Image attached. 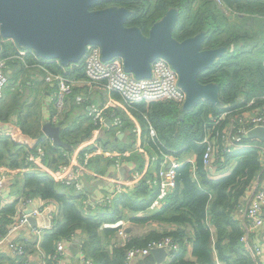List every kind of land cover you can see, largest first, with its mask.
<instances>
[{"label": "trees", "instance_id": "1", "mask_svg": "<svg viewBox=\"0 0 264 264\" xmlns=\"http://www.w3.org/2000/svg\"><path fill=\"white\" fill-rule=\"evenodd\" d=\"M104 2H96L92 8L103 6ZM124 4L133 11L126 24L140 27L145 34H148L153 23L174 7L179 11L174 28L177 39L204 31L205 48H227L209 68L198 74L200 82H213L219 86V104L200 100L188 111H183L182 106L173 100L142 101L129 106L143 128L140 146L151 157L157 155V160H152L155 169L148 175H155L166 155L181 161L175 180L160 200V205L151 208L158 197L159 188L142 181L134 189L119 193L108 208L87 214L81 205L80 194L71 195L49 173L32 168L29 153H36L39 144L46 150V163H65L68 157L63 152H71L75 145L88 139L95 130L92 117L87 112L89 120L86 124L84 121L78 125H61L62 139L72 146L59 147L43 132L42 127L47 120H43L41 103L31 101L29 106L23 105L22 96L27 89L31 93L33 90L39 91L40 81L46 82L45 76L49 73L84 80L83 58L67 65L56 59L35 60L33 57L26 62L15 61L11 64L12 74L22 80L9 78L16 92L11 94L7 84V90L5 88L0 100V120L9 122L12 116L17 118L14 134L0 131V165L30 168L23 174L28 197L51 199L59 204L54 216L55 224L45 233L42 242L49 258L54 255L56 241L60 237L71 239L81 230L86 236L80 250L86 257H91L95 264H124L127 248L145 245L150 239L167 235H172L179 244L174 258L167 264H219L214 258V250L218 260L226 264H254V258L240 240L244 227L234 217L233 211L249 184L264 173L258 147L254 140L244 136L243 142L250 145L226 153L223 160L215 161L213 168L217 169L224 167L231 158H238L228 174L215 177L204 163L207 144L203 140L213 117L225 111L227 116L240 115L252 108L247 106L252 98L260 100V104L264 102V0H222V4L216 0H126ZM222 20L225 22L222 23ZM16 49V43L0 39V56L10 55ZM31 68L41 69L43 77L32 73ZM16 82L19 83L18 87H15ZM46 83L52 91L55 89L53 84ZM72 96L75 101V94ZM116 96L123 100L121 94ZM182 113L183 118L180 116ZM122 117L127 124V118ZM226 121L220 126L222 129ZM114 128L110 127L108 131ZM151 129L155 131L154 135ZM25 140L32 142L27 145L24 144ZM116 140L119 142V137ZM99 141L107 150L125 151L134 144V137H131L128 146H108L111 139L103 141L100 138ZM186 155H194V161L184 159ZM135 167L141 170L143 163L136 159ZM14 209L15 202H11L1 210L0 235H4L11 224L8 215L14 213ZM126 210L131 212L128 217ZM124 218L131 224H148L157 220L176 226L166 232L151 230L142 238L130 235L124 243L118 239L120 226H104L105 223H115ZM185 227L193 229L194 237L190 243ZM188 251L196 260L186 258Z\"/></svg>", "mask_w": 264, "mask_h": 264}, {"label": "built area", "instance_id": "2", "mask_svg": "<svg viewBox=\"0 0 264 264\" xmlns=\"http://www.w3.org/2000/svg\"><path fill=\"white\" fill-rule=\"evenodd\" d=\"M216 1L222 4V0ZM31 55L35 56L37 54L29 48H23L15 51L11 55L0 56V100L4 96L5 88L9 82L11 64L15 61L26 62L31 58L28 56ZM83 63L86 74L84 79L85 83L93 84L103 82L109 90L119 92L127 106L142 101L150 102L156 100H173L182 106L186 99V92L178 83V73L164 57H157L153 60L151 75L144 78H138L134 73L127 71L123 59L120 56H114L104 60L102 58L101 48L96 44L87 45L86 52L83 56ZM45 80L55 87L49 94V104H51L53 109V112L49 111V115L52 119L63 118L65 112L68 110L67 99L75 94L76 104H89L88 115L92 117L95 125V133H99L104 128H107L108 124L106 119L108 117H111L112 125L116 128V136L122 134L127 129L128 126L124 122L123 117L114 110L112 105L106 104L99 107L89 99L88 94L74 93L76 83L79 80L70 78L64 74L54 73L47 74ZM17 84L19 85L18 82ZM247 106L252 108L240 115L234 114L227 116V111H225L213 117L203 140L207 144V149L204 153L206 168H212L215 161L223 160V156L226 153H233L236 150L245 148L247 145L242 143L243 137L251 128L256 126L264 127V102L260 104V100L258 101L257 98H252L248 101ZM226 119L227 121L222 129L220 126ZM235 124L242 125L240 127L241 135L231 138L229 129L230 127H234ZM134 131L140 132V126L136 125ZM151 134H155L153 129H151ZM93 144L95 146L94 152L83 151V149H75L72 153L64 151L63 154L68 157V161L59 163L57 167L47 165L46 150L42 145L37 148L36 153H29V159L33 163H39L41 167L45 168L47 173L53 176L64 187L80 194L81 205L87 214H94L108 208L119 193L134 189L142 181H145L149 186L159 188L158 197L152 204V206H155L167 194L169 186L175 180L176 169L181 164L180 160L166 155L156 170L155 175L149 176L145 171L133 170L128 174L123 173L117 177H108L114 185L102 194L90 192L84 186L83 177L92 173L90 167L92 156L96 153L104 155L112 154L111 151L103 147L98 136L95 137ZM257 147L263 162L264 145H257ZM124 154H129V152L127 151ZM150 160L156 161L157 155L152 156ZM115 163L119 170L124 167L120 158H117ZM209 171L212 172V169ZM4 186L5 179L0 177V191ZM256 186L257 192L254 197L250 198L247 204L239 207V211L243 216V222L245 221L244 232L240 240L254 260L258 247L250 244L249 234L256 229L264 227V178L262 181L257 179ZM27 200L33 201L34 198L28 197ZM44 211H48L47 214L49 217H53L57 213L50 206L27 208L20 214L17 221L7 229L6 233L0 235V244L8 239L12 231L22 224L29 222L28 217L30 214L37 216L44 213ZM125 225L126 222L123 219L115 223L104 224V226L110 227L120 226L118 234L123 236L122 241L124 243L129 240L130 236L127 232L128 230L124 227ZM36 231L40 232L38 229ZM70 241L71 239H67L66 237H60L56 241L54 255L49 258L51 264H60L61 258L66 254V244ZM9 246L15 255L23 252V246L17 242H10ZM155 248L168 249V255L162 262H159V264H167L174 258L176 251L179 249V244L172 235H167L161 238L150 239L145 245H132L126 249L124 264H135L138 259L146 258ZM81 254L85 264H95L91 257H86L83 254V251Z\"/></svg>", "mask_w": 264, "mask_h": 264}, {"label": "water", "instance_id": "3", "mask_svg": "<svg viewBox=\"0 0 264 264\" xmlns=\"http://www.w3.org/2000/svg\"><path fill=\"white\" fill-rule=\"evenodd\" d=\"M98 1L105 0H0V37L13 38L37 55L65 65L80 61L87 45L96 44L104 60L120 56L125 69L138 78L149 77L153 60L164 57L178 73V83L186 92L183 111L191 110L200 100L220 103L219 86L200 82L198 74L209 68L226 46L203 48L204 31L177 39L173 33L177 8H170L145 34L140 27L126 24L132 13L130 8H92ZM180 116L183 118L184 114ZM106 122L110 125V118ZM43 131L57 146H72L62 139L59 125L47 121ZM245 137L264 141V127L251 128ZM28 219L33 225L36 223L34 215ZM152 253L162 262L169 251L155 248Z\"/></svg>", "mask_w": 264, "mask_h": 264}, {"label": "crops", "instance_id": "4", "mask_svg": "<svg viewBox=\"0 0 264 264\" xmlns=\"http://www.w3.org/2000/svg\"><path fill=\"white\" fill-rule=\"evenodd\" d=\"M40 67V66H39ZM32 69V68H31ZM35 69L36 74L40 76V78L43 77V73L41 72V69ZM13 71H10L9 75L10 78L17 77V75L12 74ZM21 78V76H20ZM10 80V79H9ZM41 80V79H40ZM17 84V82H16ZM40 94L38 93V98L42 100L40 110L43 116V120L51 121L52 123L59 125L62 129L64 125L68 124H74L76 125L89 120V116L87 115V112L89 110V104L85 103L83 105H77L73 99V96L69 97L67 99V108L68 110L65 112L63 118H57L52 119L49 115V111L53 112L51 104H49V94L52 92L51 87L43 80L40 81ZM75 93H85L90 95L91 101L98 105L99 107H102L106 104L112 105L114 109H117L119 114L122 116L124 115L125 119L127 118V129L120 135L116 136V139L119 137L120 141H116L115 144H122L127 145L129 140H131V132H134V147L137 146L135 150L136 156H134L133 148L131 150H128L129 154H124L127 152L125 151H119L117 149L109 150L112 152V154L104 155L100 153H96L92 156L90 162H91V170L92 173L87 174L83 177V183L85 188L90 192H95L102 194L105 190L113 187V182L110 181L109 178L117 177L123 173L128 174L130 171L135 167L136 165V159L137 162L140 161L143 163V167L140 171H145L148 175L151 171H153L154 168V162H152L150 154L146 151L145 148L141 147L142 143V132L143 128L142 125L139 123L140 121L138 118L131 112L129 106H127L124 101L121 99V97L116 96L118 93L114 90H109L103 82L98 83H85V81L80 79L75 86ZM37 94V93H36ZM120 96V95H119ZM111 120V117H108ZM126 121V120H125ZM17 118L16 116H12L11 120L9 122H3L0 120V131L7 132L14 134ZM68 123V124H67ZM130 123V124H129ZM108 124V123H107ZM63 125V126H61ZM136 125L140 126V132L134 131V128ZM114 128V125H112V122L110 125H107V128H104L99 133H95L93 131L92 135L82 142L75 145L71 153L75 149H80L83 151H95V146L93 144V141L95 140V137L98 136L100 139L103 137V132L107 131L109 128ZM43 129V127H42ZM115 129V128H114ZM44 132V131H43ZM45 133V132H44ZM46 135V134H45ZM111 136V134H110ZM46 137L52 139L48 135ZM28 139V138H27ZM110 137L107 139L109 140ZM115 139V138H114ZM115 139V140H116ZM252 139V138H250ZM254 140V144L257 145H264V141L260 139H252ZM27 142V143H26ZM31 140H25L24 144H31ZM67 142V141H66ZM69 143V142H68ZM242 143L246 144L247 146L250 145L246 142ZM40 146V144L37 146V148ZM52 158V157H51ZM50 158V159H51ZM120 158L123 162V168L118 169L116 166V159ZM194 155H186L184 159L194 161ZM238 158H231L222 168L213 169L212 175L215 177L222 176L228 174L233 166L235 165ZM102 165L103 170H100L99 168H94L92 165L94 164L97 167H100ZM32 168L38 169V170H44L45 168L41 167L39 163H33ZM50 167H57L58 163H47ZM30 168L27 167H18V168H11L6 165H0V177H3L5 179V186L0 191V216L2 215L1 210L8 204H11V202H15V209L14 213L9 214L8 218L10 219V225L8 228H10L18 219L20 214L24 212L27 208L32 207H45L50 206L52 207L56 212L59 210V204L51 199H40V198H34L33 201H28V195L26 194V188L23 180V174L25 171L29 170ZM137 170V168H136ZM263 170H264V163H263ZM100 171V172H98ZM109 177V178H108ZM264 178V173L260 177H256L249 186L245 189L243 196H241L239 200V204L236 206L235 210L233 211L234 217L240 221L241 225H245V221L243 222V216L239 211V207L242 205L247 204L246 202L250 200V198L253 196L254 191L256 190L257 186V179L261 180ZM67 192L72 194H76L79 196V193L75 192L72 189L66 188ZM79 203V201H78ZM47 212L44 211V213L39 214L36 217V226H34L32 223L27 222L22 224L20 227L16 228L14 231H12L8 239L5 240L0 244V264H51L49 261L48 253L46 252L45 248L43 247V239L46 232H48L55 224L54 216L49 217ZM263 217H264V211H263ZM126 219V218H124ZM123 219V220H124ZM126 225L124 226L128 231L130 235V224L128 219L124 220ZM2 227V225H0ZM186 228V227H185ZM36 229L40 230V232H37ZM187 234L189 239V243L194 237L193 229L192 227H187ZM214 236L212 238V241H215V229ZM85 233L83 231H77V233L74 235L73 238H71V241L66 244V254L61 258L60 264H85L83 258H82V250H80V244L85 238ZM187 237V238H188ZM10 242H17L20 245L23 246V252L21 254L15 255L9 244ZM249 242L253 246H257L258 250L255 254V261L254 264H264V227H261L259 229H256L252 231L249 234ZM25 246V249H24ZM189 247V244H188ZM84 254V253H83ZM186 258L191 260H196V258L191 255V253L188 251L186 253ZM214 258L218 261L219 264H226L223 261L218 260L217 258V252L214 250ZM158 263L156 256L152 254L151 256H148L144 259H138L135 264H154Z\"/></svg>", "mask_w": 264, "mask_h": 264}, {"label": "rangeland", "instance_id": "5", "mask_svg": "<svg viewBox=\"0 0 264 264\" xmlns=\"http://www.w3.org/2000/svg\"><path fill=\"white\" fill-rule=\"evenodd\" d=\"M227 15H229V12H227ZM225 21L224 20H222V23H224ZM5 40H7V41H9V40H11V39H5ZM30 71L32 72V73H36L37 71H35V69H30ZM25 77H23V79H24ZM19 80H22V78L21 79H19ZM12 85H13V82L12 81H9V83H8V86H10L9 87V92L11 93V94H13V93H15L16 92V90L15 89H13L12 88ZM7 86V87H8ZM7 87H6V90H7ZM15 87H18V85L16 84L15 85ZM31 90L30 89H27V91H26V93H25V95H23L22 96V98H23V100H24V106H29L30 105V103H31V101H33V103L34 104H36V103H42V100L40 99V98H38V93L40 94V92H41V90H39V91H35V90H33L32 91V93L30 92ZM36 93H37V95H36ZM89 96V99L91 100V98H90V95H88ZM126 122V121H125ZM140 123V122H139ZM141 124V123H140ZM242 125L241 124H235V126L234 127H230V129H229V134L231 135V138H234V137H237V136H239V135H241L240 134V127H241ZM115 132H116V128L115 129H113L112 131H104L103 132V137H101V140H103V141H108L107 139L110 137V139L112 140V141H110V142H108V146H111V145H113V144H115L116 143V141L117 140H115L116 139V135H115ZM110 134H111V136H110ZM134 132L132 133V136L134 137ZM115 138V139H114ZM51 141H53L52 139H51ZM120 141V140H119ZM130 141V140H129ZM128 141V143H126V144H128V145H130V142ZM127 146V145H126ZM134 147V144L131 146V147H128V150H131L132 148ZM137 146L135 145V147L133 148V155L134 156H136V152H137V150H135V148H136ZM127 150V151H128ZM263 163H264V160H263ZM101 163H99V165H100ZM94 168H99L100 170H103V167H102V165H100V167H97V166H95L94 164L92 165ZM209 168V170L210 169H212V172L210 171V173L212 174L213 173V165H212V168L211 167H208ZM133 170H136V169H132V171ZM98 172H100V171H98ZM101 173V172H100ZM259 177V176H258ZM257 191L255 190L254 191V194H253V196L252 197H254V195H255V193H256ZM251 197V198H252ZM246 203H248V201L246 202ZM160 205V201L158 202V204H156L155 206L157 207V206H159ZM155 206H152L151 208H155ZM153 210V209H152ZM126 217H128V216H130L131 215V212H129V211H127L126 210ZM127 219V218H126ZM126 219H124V220H126ZM127 223V222H126ZM174 226H176V224H172V223H167V222H161V221H152V222H150V223H148V224H146V223H143V224H135V223H133V224H131L130 225V231H131V234L133 235V236H137V237H140V238H142V237H144L145 235H147L151 230H155V231H158V232H166V231H170V229H172ZM244 227V226H243ZM118 239L120 240V241H122L123 240V236H119L118 237ZM115 240H117V239H115Z\"/></svg>", "mask_w": 264, "mask_h": 264}, {"label": "flooded vegetation", "instance_id": "6", "mask_svg": "<svg viewBox=\"0 0 264 264\" xmlns=\"http://www.w3.org/2000/svg\"><path fill=\"white\" fill-rule=\"evenodd\" d=\"M113 1V2H112ZM112 1H110V0H108V1H106L105 0V2H104V4H103V6H100V7H98V8H103V7H108V6H125V7H128V6H126L124 3L126 2V0H112ZM140 1V0H139ZM99 2V1H98ZM108 4H107V3ZM129 8V7H128ZM132 10V9H131ZM132 13H133V11H132ZM131 13V14H132ZM130 14V15H131ZM200 32H202V31H199V32H196V33H194V35H196L197 33H200ZM173 33H174V31H173ZM194 35H192V36H194ZM174 36L176 37V35L174 34ZM190 37V36H189ZM185 38H187V37H185ZM185 38H183V39H185ZM0 39H11V40H9V41H12L13 43H16V47H17V49L15 50V51H17V50H19V49H23V48H26V47H24V46H21V45H19L13 38H10V37H0ZM183 39H179V40H183ZM203 48H205L204 46H202ZM14 51V52H15ZM13 52V53H14ZM12 53V54H13ZM11 55V54H10ZM28 57H34L35 58V60H37V59H41V58H43V57H41V56H39V55H35V56H28ZM57 60V59H56ZM59 61V60H58Z\"/></svg>", "mask_w": 264, "mask_h": 264}]
</instances>
